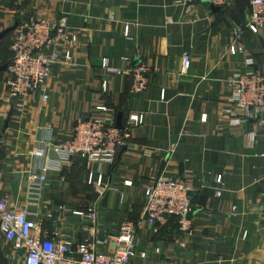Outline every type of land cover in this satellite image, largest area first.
Instances as JSON below:
<instances>
[{
  "label": "crops",
  "instance_id": "crops-1",
  "mask_svg": "<svg viewBox=\"0 0 264 264\" xmlns=\"http://www.w3.org/2000/svg\"><path fill=\"white\" fill-rule=\"evenodd\" d=\"M213 6L198 0L185 12L174 0H0V32L30 18L66 15L79 35L70 47L71 63L53 68L48 101L35 95L23 111L16 110L5 90L6 71H0V194L11 206L43 219L48 235L78 227L74 216L61 225V207L70 212L97 206L102 234L118 233L124 221H134L139 249L149 251L147 264H264V124H232L227 84L246 56L264 69V29H244L240 42L245 53L231 55L235 29L249 19V3L230 0L218 11ZM11 36L0 39V66L12 57ZM187 53L192 64L184 71ZM105 59L109 67L123 70L145 63L148 88L132 92L133 76L106 70ZM103 80L109 83L107 91ZM100 104L124 117L145 113L130 145L107 168L106 181L118 191L96 192L89 183L90 163L75 157L62 170H47V184L40 199H34L29 177L42 172L46 162L35 150L68 138L81 117L104 116L96 110ZM250 131L257 133L253 143ZM160 173L193 186L189 236L175 222L155 233L143 220L144 189ZM218 175L221 185L215 181ZM82 198L89 199L85 208L79 206ZM85 236L79 232L77 239ZM1 246L10 263L22 264L11 243Z\"/></svg>",
  "mask_w": 264,
  "mask_h": 264
},
{
  "label": "built area",
  "instance_id": "built-area-1",
  "mask_svg": "<svg viewBox=\"0 0 264 264\" xmlns=\"http://www.w3.org/2000/svg\"><path fill=\"white\" fill-rule=\"evenodd\" d=\"M197 1L174 0L185 12H190ZM208 1L217 6L230 3V0ZM247 1L250 16L244 28L237 26L235 29L234 41L229 47L231 55L245 53V46L240 42L244 29L253 32L264 29V0ZM129 32L130 25L127 23L125 35L129 36ZM78 36L70 29L66 15L54 19L30 18L18 23L12 31V57L7 63L4 81L7 97L14 101L16 110L23 111L26 102L35 95H40L43 101L50 99L47 82L53 68L61 62L71 63L70 47ZM191 64L192 56L187 53L183 57V70L188 71ZM103 67L114 73L131 74L132 92H142L149 86V67L145 63L123 70L109 67L105 59ZM227 84L230 89L228 114L233 119L232 124L250 121L264 124V69L258 66L256 60L246 56L243 64L227 78ZM108 85L107 80L102 81L104 91H107ZM96 110L105 115L81 117L75 122L68 138L35 150L34 154L45 158L46 162L42 172H33L29 177L30 195L34 199H40L47 184V170H62L65 165H72L75 157L90 163L89 183L96 192L103 194L108 189L118 191L106 181L107 168L113 166L119 153L130 145L133 129L144 123L145 113L129 112L123 118V129H119L115 108L100 104ZM248 137L253 143L257 133L250 131ZM215 181L221 185L222 176H216ZM125 184L130 185L131 182L125 181ZM192 191L193 186L183 179L166 173L156 175L144 189L143 220L155 233L171 221L175 222L179 232L189 236L193 232ZM215 191L218 197L223 193L220 186ZM64 210L60 208L57 219L61 225L74 216L79 219L78 227L70 231L61 227L48 235L44 232L43 219L26 208H13L8 198L0 194V231L21 254L22 264H147L149 251L139 249L138 225L134 221H124L118 233L102 234L96 223L97 206L70 212ZM79 232L86 233L84 240L77 239Z\"/></svg>",
  "mask_w": 264,
  "mask_h": 264
},
{
  "label": "water",
  "instance_id": "water-1",
  "mask_svg": "<svg viewBox=\"0 0 264 264\" xmlns=\"http://www.w3.org/2000/svg\"><path fill=\"white\" fill-rule=\"evenodd\" d=\"M214 10L218 11V10H222V7H218V6H213ZM19 22H16L14 26L8 27L5 30L0 32V39L5 38L10 32H12L14 30V28L18 25ZM7 69V64H3L0 66V71H6ZM123 118L124 115L122 112H118L117 114V121H116V126L119 129H123Z\"/></svg>",
  "mask_w": 264,
  "mask_h": 264
},
{
  "label": "rangeland",
  "instance_id": "rangeland-1",
  "mask_svg": "<svg viewBox=\"0 0 264 264\" xmlns=\"http://www.w3.org/2000/svg\"><path fill=\"white\" fill-rule=\"evenodd\" d=\"M8 39L10 40V36L8 37ZM86 189L88 190V191H91V193H92V191H93V189L91 188V187H86ZM93 194V193H92ZM94 196V195H93ZM92 196V197H93ZM90 199H91V194H90ZM88 200L89 199H84V198H82V201L79 199V203H81L82 202V205H79V206H82V207H86V205H88ZM9 245V242L2 236V237H0V264H12V263H10L9 262V260L7 259V256L6 255H4V253H2V246L1 245Z\"/></svg>",
  "mask_w": 264,
  "mask_h": 264
},
{
  "label": "trees",
  "instance_id": "trees-1",
  "mask_svg": "<svg viewBox=\"0 0 264 264\" xmlns=\"http://www.w3.org/2000/svg\"><path fill=\"white\" fill-rule=\"evenodd\" d=\"M10 59H11V58H10ZM10 59H9L6 63H8V62L10 61ZM6 63H5V64H6ZM176 225H177V224H176ZM168 226H169V225L163 227V229L166 228V227H168ZM163 229H161L160 231H162Z\"/></svg>",
  "mask_w": 264,
  "mask_h": 264
}]
</instances>
